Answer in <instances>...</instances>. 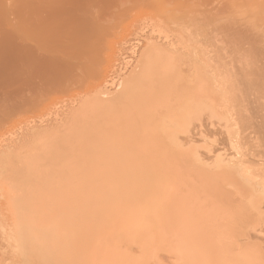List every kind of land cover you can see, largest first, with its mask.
I'll return each mask as SVG.
<instances>
[{"label": "bare ground", "instance_id": "obj_1", "mask_svg": "<svg viewBox=\"0 0 264 264\" xmlns=\"http://www.w3.org/2000/svg\"><path fill=\"white\" fill-rule=\"evenodd\" d=\"M14 1L19 5L0 16V49L6 42L15 45L19 59L50 48L32 47L37 37L19 33L22 23L9 18L30 7L60 9L65 0ZM23 17L33 21L31 15ZM71 29L46 21L35 26L36 32ZM143 59L123 92L94 103L80 125L57 139L49 135V143L41 140L43 146L29 152L28 160L14 156L16 164L24 159L8 173L24 185L19 192L11 190L13 198L22 194V221L14 222L13 233L22 264H144L149 259L151 264H264V229L257 228L255 242L249 232L264 224V174L259 172L264 164L247 160L249 154L239 149L236 163L227 149L201 154L193 138L180 137L191 133L205 113L226 121L220 109L225 93L214 98V89L219 95L220 89L201 70L202 61L196 62L195 77L187 79L181 77L177 58L163 50ZM95 171L92 179L82 177ZM124 246L138 260L151 251L141 262L121 255Z\"/></svg>", "mask_w": 264, "mask_h": 264}, {"label": "rangeland", "instance_id": "obj_2", "mask_svg": "<svg viewBox=\"0 0 264 264\" xmlns=\"http://www.w3.org/2000/svg\"><path fill=\"white\" fill-rule=\"evenodd\" d=\"M6 1L0 0V16L5 9L19 5L8 0L7 6ZM83 1L65 0L61 2L63 11L54 6L30 7L9 18L22 23L19 33L37 37V41L31 40L32 47L41 43L50 48L26 52L19 59L13 53L15 45L9 46L6 42L0 49V64L3 63L0 67V264L24 261L14 235L18 227L15 223L22 221L19 215L22 194L11 197L14 195L11 190L19 192L24 185L15 183L8 174L18 163L23 164L24 159L16 164L14 156L27 159L40 150L49 135L57 139L80 125L94 103L118 96L125 82L130 81L129 77L141 69L147 53L163 50L171 54L178 59L175 61L180 74H184L181 77L187 79H193L197 73L195 68L202 61L201 70L206 69L219 93L221 90L225 93L221 96L214 89L213 96L222 97L220 109L227 114H223L224 118L228 117L226 121L210 118L205 113L201 121L192 125L191 133H187L189 137L186 134L180 137L193 138L201 154L227 149L229 156L230 152L231 156H239L236 150L239 149L240 153L249 154L245 156L247 160L264 164V0H86L88 4ZM22 14L31 15L33 21H26ZM44 21L55 28L72 29L68 33L36 32L35 26ZM225 79L230 80L226 83ZM75 141L78 144L79 138ZM105 145L110 144L106 141ZM234 156L232 163L238 161ZM255 163L252 165L257 171L260 164ZM259 172L264 174L260 169ZM96 173L82 177L92 179ZM261 226L249 230L254 242L257 228L264 229V224ZM11 233V238L15 236L14 243ZM124 248L121 255H130L141 262L151 251L147 249L138 260L135 253L128 252L131 247ZM147 261L143 263L151 264L152 260Z\"/></svg>", "mask_w": 264, "mask_h": 264}]
</instances>
